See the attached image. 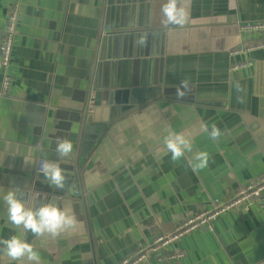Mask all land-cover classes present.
<instances>
[{"label":"crops","instance_id":"obj_1","mask_svg":"<svg viewBox=\"0 0 264 264\" xmlns=\"http://www.w3.org/2000/svg\"><path fill=\"white\" fill-rule=\"evenodd\" d=\"M166 2L149 0L148 28L159 32L150 51L173 61L168 67L170 85L163 81L165 92L109 123L81 168L85 174L79 184L85 195L81 203L72 187L69 200L58 190L42 193L54 189L36 165L55 158L51 143L56 146V140L45 138L43 130L32 134L29 123L52 119L53 101L71 98L65 91H77L75 97L82 98L88 76L85 49L94 46L100 32L103 0H0V42L8 14L13 6L18 9L6 69L0 59V83L4 76L10 81L9 94L0 96V188L11 183L29 203L37 197L36 205L51 201L79 221L58 237L27 234L40 253L39 264H117L137 247L173 233L177 224L213 201L229 200L264 175V108L258 105L260 95H246L257 79L264 78V48H255L264 43V33L239 28L264 22V0H190L188 5L199 10L185 24L170 27L163 23L161 11ZM131 20L127 12L111 18L110 25L128 27ZM236 50L245 52L231 55ZM240 65L244 66L233 70ZM185 78L194 83L178 97V89L185 91L181 88ZM130 83L135 86L124 91L141 90L137 76ZM196 93L213 94L216 100L197 99ZM138 98L139 93L132 97ZM130 99L127 95L121 104ZM109 109L100 108L96 120L109 121ZM212 124L221 131L219 139H211L204 130L207 125L210 131ZM168 130L184 133L193 151L173 161L164 145ZM76 135L78 140L79 131ZM88 137L82 140L84 153L93 145ZM199 151H207L210 160L206 168L194 172L188 161ZM1 203L0 240H6L23 228L9 222L7 206L1 209ZM173 249L184 257L164 263L152 257L142 264L257 263L264 258V192L224 214L213 231H194ZM23 261H12L0 246V264Z\"/></svg>","mask_w":264,"mask_h":264},{"label":"water","instance_id":"obj_2","mask_svg":"<svg viewBox=\"0 0 264 264\" xmlns=\"http://www.w3.org/2000/svg\"><path fill=\"white\" fill-rule=\"evenodd\" d=\"M148 2L149 0H103L100 32L94 41V46L85 49L87 52L85 60L88 62L86 68L88 76L84 89L80 91L82 98L77 99L75 97L77 91H71V89L65 91L70 94L71 98L69 100L63 99V103L53 101L52 106L56 109L52 119H46L39 123H29L32 134H35L36 129L38 130L37 133L43 130L42 135L47 139L56 140L57 137L62 135L71 140L73 144V151L70 155L59 158L57 154H54L55 158H51L52 161L60 160V163L67 164L66 167H61L65 170L68 181L65 189L58 193L65 199L69 200L72 196L70 193L72 187L75 198L81 203L84 202L85 195L79 186L82 180H85V174L81 173V168L90 151L107 131L109 123L138 107L150 103L162 91L165 92L162 87L163 81L165 85H170L172 73L168 72V67L173 65V61L169 59L164 61L158 53L150 51L151 47L155 45V34H159V32L148 28ZM188 2L190 0H182L187 18L194 16L195 12L199 10L198 7L189 6ZM127 12H131L132 16L128 27L117 25L116 22L110 25L111 18L116 20V18ZM141 37H144L142 44L138 43ZM66 44H69V42H66ZM76 50L81 51L78 48ZM150 56H154V58L149 59ZM109 76L111 79L107 82ZM135 76L138 77L136 85H139L141 90L124 91V88L130 89L135 86V84L130 83ZM232 80L233 76L231 75L229 81ZM186 81L188 84L194 83L192 80L186 79ZM194 90H196V87H194ZM135 93H139L140 98L133 101L132 97ZM252 93L260 95L258 105L261 110V107L264 108V78L260 81L257 79L254 87L251 90L248 88L246 95L250 96ZM127 95H130L131 99L128 103L122 105L121 102L125 100ZM194 95L197 99L216 100V96L213 94L196 93ZM165 97L167 98V96ZM106 107L110 108L109 121L98 122L96 118L100 108L107 111ZM78 131L79 138L77 140L76 134ZM84 135L91 136L88 139L93 143L87 153L82 151ZM51 145L52 150L55 152L56 146L53 143ZM73 154L75 155L74 164L72 163ZM38 176L42 177L41 175ZM36 181L38 182L39 179L36 178ZM13 187L11 183H5L0 188L1 209H5L7 206L3 196ZM42 193L52 195L55 193V189L54 191H42ZM35 201L37 203L39 197L36 200L31 199V205L29 203V206L36 205ZM22 264H28V262L24 260Z\"/></svg>","mask_w":264,"mask_h":264},{"label":"clouds","instance_id":"obj_3","mask_svg":"<svg viewBox=\"0 0 264 264\" xmlns=\"http://www.w3.org/2000/svg\"><path fill=\"white\" fill-rule=\"evenodd\" d=\"M165 17L163 23L167 25H183L187 20V13L182 6V0H167L161 9ZM144 37L138 41L143 43ZM181 88L185 91L177 90V96L182 97L187 94L189 88L187 81L181 82ZM205 132L211 139L216 140L221 136L220 129L211 125V129L205 125ZM55 152L59 158L70 155L73 151L71 140L65 137H57ZM164 145L168 152L171 153L173 161L182 159L186 153L193 151V144L184 133L175 130H168L164 137ZM210 155L207 151H199L193 160L188 161L189 167L194 172L204 169L208 166ZM44 182L52 189L63 191L66 187L68 177L65 170L60 166L58 161L45 160L40 169ZM7 205V215L9 222L16 226L22 227L23 232L18 235H12L6 240H0V246L3 252L12 261L26 260L28 264H39L40 253L34 249L32 243L27 240V234L31 232L34 236H43L48 234L52 237H58L61 233L74 229L79 221L74 214H69L63 208L51 201L39 203L38 205L29 206L27 199L22 198L19 187L10 188L3 196Z\"/></svg>","mask_w":264,"mask_h":264},{"label":"built area","instance_id":"obj_4","mask_svg":"<svg viewBox=\"0 0 264 264\" xmlns=\"http://www.w3.org/2000/svg\"><path fill=\"white\" fill-rule=\"evenodd\" d=\"M18 9L13 6L12 11L6 19L3 37L0 42V59L3 69H6L11 61L13 54L14 40L17 33ZM240 30L246 33L261 34L264 33V22L245 23L239 26ZM255 48H264V43L256 45ZM245 51L236 50L231 55L243 54ZM244 65L234 66L233 70L241 68ZM9 77L4 76L0 83V96L9 94ZM45 160H39L36 165L38 173L42 163ZM264 192V175L258 177L253 183L246 185L237 191L232 198L225 201L215 200L211 205L200 211L197 215L182 221L175 226L173 233L156 237L147 246H139L134 252L121 259L117 264H142L150 258H155L159 263L170 262L184 257V254L173 249L176 242L180 241L186 235L204 229L213 231L215 223L226 213L238 210L247 205L253 199H258ZM255 264H264V258Z\"/></svg>","mask_w":264,"mask_h":264}]
</instances>
